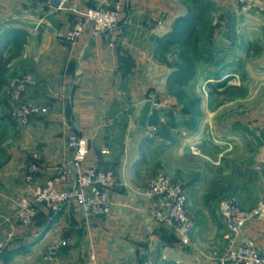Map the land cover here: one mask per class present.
<instances>
[{
  "label": "crops",
  "instance_id": "1",
  "mask_svg": "<svg viewBox=\"0 0 264 264\" xmlns=\"http://www.w3.org/2000/svg\"><path fill=\"white\" fill-rule=\"evenodd\" d=\"M204 1L215 12L205 8L183 47L162 49L190 3L104 0L105 8L118 10L117 41L109 47L105 36L88 28L73 43L64 39L74 23L69 8L84 10L95 0H66L60 7L48 0H0V264H145L148 259L152 264H206L222 252L226 231L218 209L214 219L197 182L180 165L166 171L151 165L159 140L144 128V121L155 125L167 117L174 135L169 148L175 154L192 147L206 151L210 135L221 163L224 154L239 151L241 140L248 147L264 140V0ZM180 51L193 61L194 76L169 91L167 80L181 67ZM23 75L36 86L20 100L41 105L46 113L17 126L9 116L7 89ZM181 90L182 98L176 95ZM164 108L167 114L159 115ZM198 115L191 126L190 118ZM69 133L88 140L86 165L117 176L110 213L86 218L68 204L48 228L37 221L23 228L12 219L16 203L68 162ZM32 163L38 172L27 183ZM233 168L238 179L250 181L249 173L263 187L262 197L250 189L238 193L241 207L250 211L264 203L259 168ZM160 175L178 181L185 191L192 224L187 244L172 225L154 218L158 203L144 196L147 183ZM74 179L70 170L60 188L70 189ZM46 215L42 212L41 219ZM241 234L264 249V221L252 220ZM58 239L66 245L54 260H44L45 249Z\"/></svg>",
  "mask_w": 264,
  "mask_h": 264
},
{
  "label": "built area",
  "instance_id": "2",
  "mask_svg": "<svg viewBox=\"0 0 264 264\" xmlns=\"http://www.w3.org/2000/svg\"><path fill=\"white\" fill-rule=\"evenodd\" d=\"M66 0H62L58 7ZM104 0H95L92 7L80 10L75 6L69 8L73 16V26L64 33V39L73 43L82 32L88 28L92 34L103 35L107 38V45L112 47L117 41L116 28L118 22L117 7L107 9ZM36 86V81L30 75H23L16 79L7 93L12 106L9 111L10 119L17 126H25L31 117L43 115L46 108L32 101L20 100V95ZM152 135L154 129L145 127ZM89 142L86 138L69 133L65 139V147L69 154L68 162L55 168V175L37 191H28L18 199L13 221L23 228L30 227L38 215L57 213L64 206L72 204L83 217H104L110 213V194L119 186L118 179L111 171L101 170L95 165H86L85 159ZM70 170L74 171V185L70 189H61L60 185L66 181ZM36 164L28 166L24 177L27 183L33 181L37 174ZM144 196L156 199L158 210L154 218L172 225L176 236L182 244L188 243V235L192 224L187 215L186 196L181 183L165 176H158L147 183ZM218 214L225 227V246L215 257L216 264H264V249H257L252 242L241 234L244 225L252 220L264 221V203H259L252 210L247 211L235 199L222 201L218 206ZM11 235H8V239ZM65 240L58 239L49 245L43 259L52 261L58 250L65 246ZM3 244H0V250ZM145 264H152L148 259Z\"/></svg>",
  "mask_w": 264,
  "mask_h": 264
},
{
  "label": "rangeland",
  "instance_id": "3",
  "mask_svg": "<svg viewBox=\"0 0 264 264\" xmlns=\"http://www.w3.org/2000/svg\"><path fill=\"white\" fill-rule=\"evenodd\" d=\"M184 1L188 4L191 0ZM208 4L207 8H210ZM210 9L212 10L213 8L211 7ZM212 11L215 12L214 10ZM202 12H205V10L200 11V14ZM202 14L204 15V13ZM10 87L11 84L9 88ZM9 88L7 89V91L9 90ZM176 95L177 97L182 98V90L178 91ZM183 108L184 107L182 106L181 110H183ZM158 110L159 115L160 113L167 114V108ZM199 118V115L196 117L192 116L190 118L191 126H194V124L198 122ZM166 119L167 117H164V122H158L155 125L149 123L148 121H144V128L146 126H150L154 129L153 134L150 136L154 137L157 141L159 140L157 142L159 146L151 157V165H162V167L164 166L165 171L169 168L171 169V166L173 165H180V169H182V171L185 169L186 171L184 173L186 177H189V179H193V181L195 180V182H197V190L199 191V193H202L203 206L214 219L219 204L222 201L229 199H235L236 201L239 200L238 193L250 189V191L254 192V195L259 194L262 197L263 187H257V181L254 179V177H252L251 174L245 172L247 176H250V181L238 179L236 176L239 173H235V169L233 167L234 165H240L242 169H246L247 166L256 165L259 168V177L261 179H264L263 139H255V141H253L252 143V146L250 147H248L247 144L243 143V141L241 140L239 144V151H237L236 154H231V152L224 154L222 156L224 157L222 163L220 162V156L215 149V146L212 142V137L210 135H208V138H206V142L209 145L206 151L197 153L192 147L191 149L187 150V153L185 154H175L169 148L170 141L173 140L174 135L172 130H169L170 126L167 124ZM106 170L111 171L110 169ZM160 176L167 177L166 175ZM210 196L213 197L209 199ZM191 199L194 203L193 205L195 206L196 196H192ZM205 200H207L206 204ZM206 264L216 263L215 261H208V263Z\"/></svg>",
  "mask_w": 264,
  "mask_h": 264
},
{
  "label": "trees",
  "instance_id": "4",
  "mask_svg": "<svg viewBox=\"0 0 264 264\" xmlns=\"http://www.w3.org/2000/svg\"><path fill=\"white\" fill-rule=\"evenodd\" d=\"M205 8H207V4L203 0H191L190 5L188 6L187 15L163 42L162 49H165L170 45L183 47L195 32V27L201 19L200 11L205 10ZM177 59L179 60L181 67L169 76V79L167 80V90L169 91L173 89V85L180 87L194 76L193 61L185 56L182 51L178 52ZM212 197L213 196H210L209 199ZM207 200H205V204L207 203ZM57 213L47 214L46 216L48 217L44 216L42 219V215H38L36 221L43 223V225H45L43 229H46L49 227L53 217L56 216Z\"/></svg>",
  "mask_w": 264,
  "mask_h": 264
},
{
  "label": "water",
  "instance_id": "5",
  "mask_svg": "<svg viewBox=\"0 0 264 264\" xmlns=\"http://www.w3.org/2000/svg\"><path fill=\"white\" fill-rule=\"evenodd\" d=\"M62 0H48V4L51 7H58Z\"/></svg>",
  "mask_w": 264,
  "mask_h": 264
}]
</instances>
